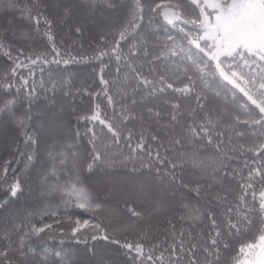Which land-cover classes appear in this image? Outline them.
Returning a JSON list of instances; mask_svg holds the SVG:
<instances>
[{"label":"snow or ice","instance_id":"6c2138e0","mask_svg":"<svg viewBox=\"0 0 264 264\" xmlns=\"http://www.w3.org/2000/svg\"><path fill=\"white\" fill-rule=\"evenodd\" d=\"M100 4L111 10L118 6L116 0H53L51 4L45 0H31L26 3L19 9L20 18L28 21L30 31H17L12 20L7 21L8 28L0 27V52L11 61L4 76L14 78L19 68L29 64L100 62L99 82L107 104L115 109L116 101L109 94L110 88H114L122 100L130 96V103L121 104L118 114L112 118L103 115L100 105L95 104L91 114L80 116L79 120L101 126L110 135L112 144L125 140L131 153L126 159L138 160L141 168L154 171L160 190H170L173 198L181 192L179 219L190 221V226L177 231L172 219L166 215L176 205L160 198L146 185L138 186L134 192H124L121 210L109 205L107 197L102 200L94 196L81 182L80 158L78 153L72 152L75 180L63 186L50 184L49 177L55 176L57 171L53 163L46 173L41 174V184L49 193L61 192L68 197L64 201L66 205L71 203L90 213V217L74 219L66 216L61 220L56 218L57 212L44 211L38 216L39 224L31 220L27 224L13 223L0 236L4 244L0 247V264H29L30 258L37 254L32 239H39L42 235L51 239L52 233L82 243L90 236L92 241L117 245L130 264H222L224 253L232 246L231 239L252 233L254 228L252 239L238 246L229 258V264H264V0H132L127 18L118 26L112 20L110 26L102 30L93 55L74 54L73 45L81 51L84 49L77 40L67 46L62 40L57 41V20L50 9L59 16L62 24L78 8H86L91 13ZM7 7L11 10L17 5L8 0ZM146 14L149 27L155 19L162 18L164 24L181 34L190 47L185 48L174 36L167 35L166 40L171 43H165L162 49L153 52L155 45L150 47L148 37L141 32ZM74 31L83 35L80 27H75ZM37 39L43 41L44 50L40 52L32 49L25 53L24 48L16 43L24 41L31 48ZM130 39L132 42L125 52L122 45ZM155 39L160 38L156 36ZM105 57L116 61V77L112 81L103 75ZM185 60L190 62L198 76L189 75V69L181 66ZM157 62H160L159 71ZM146 63L149 73H156L155 77L145 75ZM216 78L224 83L233 98L237 94L243 97L237 105L243 111V118L239 112L230 116L226 109L205 111L208 99L205 90L213 91L210 80L214 82ZM21 80L22 88L28 81L23 77ZM180 80L187 82L177 87ZM197 80L202 85L200 91H197ZM11 87L14 85L10 80L0 82V88ZM141 91L137 99V93ZM169 93L178 94L179 98L164 101L168 108V123L162 127L169 131L162 138L143 126L144 117L136 109L144 108L148 119L159 124L164 115L147 105L153 98ZM214 94L221 95L220 91ZM193 96L195 107L187 109L185 114L179 99ZM31 97L32 92H29V100ZM14 104V100L5 102L0 112L11 110ZM138 117L139 130L129 127ZM18 124L23 127L24 121L20 120ZM87 131L91 133L92 151L86 166L91 172L98 163H108L106 152L111 145L103 143L102 148L98 147L97 132L92 127ZM24 136L25 144L35 143L26 132ZM209 147L211 153L204 155ZM48 156L52 161L59 157L61 165L69 162V154L64 151H51ZM28 159L31 161L33 156L29 155ZM10 164L11 161H7L0 166V189L8 198H15L21 191V184L18 180L10 182L7 179ZM186 164L195 170L194 183L183 178L182 169ZM233 182L235 189L231 187ZM184 192L192 194L197 204L206 201L209 207L202 209L190 201L184 202ZM132 198L147 206L137 210L129 203ZM8 203V199L0 200V209ZM125 213L126 220L122 219ZM160 215H165L167 225L162 229L163 238H158L161 229L152 224ZM45 216L55 219L47 222ZM104 220H108L111 231ZM205 220L207 225L201 227ZM64 223L70 225L67 231L61 226ZM19 232H22L19 239L12 240L11 237ZM131 234L136 235L134 241L128 239ZM41 264L46 262L41 261Z\"/></svg>","mask_w":264,"mask_h":264},{"label":"trees","instance_id":"16d2710c","mask_svg":"<svg viewBox=\"0 0 264 264\" xmlns=\"http://www.w3.org/2000/svg\"><path fill=\"white\" fill-rule=\"evenodd\" d=\"M17 5L16 8L8 9V0H0V27L8 28V20L13 21V26L20 29L31 30V26L27 20L21 19L20 8L26 3H31V0H12ZM51 4L53 0H45ZM159 2V0H157ZM117 8L115 10L108 9L100 4L96 9L89 13L86 8L80 7L74 15L65 21L59 23V16L50 9L53 17L57 20L55 25V34L57 41L61 40L64 45H72L73 40H77L84 45L83 51L73 45V53L80 55L91 56L94 54L95 45L99 43V35L102 30L107 29L112 20L117 22V26L127 18V12L130 9L132 0H116ZM43 27V26H42ZM75 27L82 29L83 35L77 34L74 31ZM153 29L154 34H153ZM143 32L149 40L150 47L153 52H157L163 48L165 43L170 44L166 40L167 35H172L176 40L183 44L185 48L190 47L187 41L184 40L178 32L165 25L162 18H157L153 21L151 27L148 26V14L145 16L144 24L141 26ZM160 39L157 41L155 37ZM11 40V37H8ZM131 39L123 43L125 52ZM18 47H23L25 53L35 49L36 52L44 50L43 41L37 39L32 47L29 48L27 42H16ZM195 49L193 48V52ZM13 55H16L13 52ZM24 60V57H20ZM25 63L28 61L24 60ZM104 78L112 81L116 77V61L115 59L104 58ZM182 67L189 69V75L198 76L195 69L187 60L183 61ZM11 67V61L0 52V82H10L14 85L9 89L0 88V107L9 100H14L15 104L11 110L0 112V166L5 162L11 161L7 179L11 181L18 180L21 184V191L15 198H8L5 191L0 189V200L8 199L9 203L0 209V236L3 231L10 229L13 223H25L29 220L32 223H41L38 216L41 212H57L58 217L63 220L66 216H71L74 219L79 217L87 219L90 213L82 209L75 208L71 203L65 204L68 199L61 192H47L41 184L40 176L46 173L55 163L57 171L55 176L49 177L50 184H59L61 186L75 180V170L71 164V153L76 152L80 158V173L79 178L83 185L96 197L104 199L107 197V203L118 210L124 203V192H134L140 185L149 186L156 195L160 198L172 201L176 207L168 213L167 217L172 219L176 225V230L181 227L187 229L190 226V221H181L179 215L181 209V192H177L175 198L172 197L170 190H160V183L154 173L147 168H141L138 160L126 159L131 153L127 147V142L121 140L119 144H112L110 135L106 130H102L98 124L79 120L80 116L90 115L95 104H99L103 115L112 118L118 114L121 104L130 103L131 97H126L123 100L116 93L114 88H110L109 94L114 96L116 101L115 109L107 104L106 97L102 90V85L99 82L100 62L86 61L82 63L70 64H49V65H30L17 70L14 78H5L4 73ZM160 62H157V70L159 71ZM143 71L149 78L155 77L156 73H149V65H144ZM211 71V69H208ZM31 72V75L29 73ZM21 77L27 79L28 84L20 87L22 84ZM186 80L177 81L176 86H183ZM197 91L202 90V85L197 80ZM210 88L213 91L205 90V95L208 99L205 101V111L215 109L216 111H228L229 115H234L239 112L243 118V111L237 107L243 101V97L237 94L235 98L227 91V87L223 82L216 78L213 82L210 80ZM19 89V91H17ZM34 89V91H33ZM215 91H220L221 95L216 96ZM32 92L31 100L28 98V93ZM142 94L137 93V99ZM227 97V103L225 102ZM179 98L178 94L169 93L156 98H153L147 106L153 107L154 110L162 112L164 118L159 124L149 120L147 112L144 108L138 107L136 112L144 117V127L149 132L156 133L162 138L169 130L162 127L168 123L166 115L168 108L164 104L166 99ZM182 111H186L190 107H195L194 96L184 99H179ZM202 115V113H199ZM23 120L24 126L21 127L18 121ZM94 128L97 132V146L102 148L103 143H108L111 147L107 150V164L98 163L91 172L87 170V162H90V153L92 144L89 142L91 133L88 128ZM129 127H135L137 130L141 127L139 117L136 121L129 124ZM179 131V129H177ZM35 141V143L25 144L24 133ZM79 132V135L76 133ZM135 140H133V144ZM68 145L74 147L68 148ZM67 152L69 154V162L65 165L60 164V158L55 161L49 159L48 153ZM211 153V148L203 153L208 155ZM32 155L30 161L28 156ZM135 169V170H134ZM183 178L188 183L195 182V170L188 164L182 169ZM231 187L236 188L235 183ZM238 191V189H236ZM184 202H191L202 209L209 207L206 201H200L198 204L193 198V195L187 192L183 193ZM234 202V201H230ZM129 203L133 204L137 210H143L147 205L142 203L137 198H132ZM222 209H217L220 211ZM31 214V216H29ZM103 219V215L101 217ZM53 217L45 216L44 221L51 222ZM122 219H127L125 213ZM111 231V225L108 220L103 221ZM154 227L161 229L158 238H163L162 229L166 227L165 215L157 216L153 219ZM207 225V220L204 221V227ZM65 231L70 225L64 223L61 225ZM55 227V225H54ZM196 229H193L195 231ZM255 232L248 233L245 236H240L231 239L230 249L224 253L222 264H229V258L234 255L235 250L244 241H250ZM22 232L14 234L11 238L16 241ZM120 239L124 237L117 234ZM53 238L49 239L48 235H42L41 238H33L32 246L36 249V255L30 258L29 264H41L45 261L46 264H130L127 257L121 255L122 250L114 244L105 241H92L90 236L87 242H77L74 239L62 238L59 233H52ZM63 239V242H61ZM129 240L136 239L135 234L128 236ZM3 241L0 240V247H3Z\"/></svg>","mask_w":264,"mask_h":264}]
</instances>
